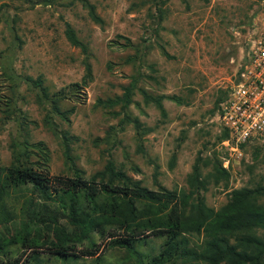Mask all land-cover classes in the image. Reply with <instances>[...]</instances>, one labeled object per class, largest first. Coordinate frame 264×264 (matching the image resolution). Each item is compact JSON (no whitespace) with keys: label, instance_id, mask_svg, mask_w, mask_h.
<instances>
[{"label":"rangeland","instance_id":"rangeland-1","mask_svg":"<svg viewBox=\"0 0 264 264\" xmlns=\"http://www.w3.org/2000/svg\"><path fill=\"white\" fill-rule=\"evenodd\" d=\"M87 1L100 22L80 0L33 5L0 0V165L15 162L23 146L42 142L49 171L71 175L66 136L71 160L86 178L111 161L147 188L188 191L195 188L190 175L197 163L201 179L207 180L201 193L215 209L232 189L264 184V137L234 151L221 140L219 120L220 103L236 80L261 0ZM66 23L86 44V53L70 44ZM125 38L132 46L121 45ZM27 76L42 79L49 92L81 84L80 103L68 121L51 110ZM126 87H131L127 107L107 104L122 97ZM143 91L163 96L162 109ZM73 104L72 99L60 102L62 109ZM42 158L34 150L25 160L36 166ZM217 160L229 172L226 179L216 180ZM31 196L17 192L11 203L25 209ZM103 252L109 261L124 255L118 249ZM37 264L70 263L43 255ZM75 264L94 262L82 258Z\"/></svg>","mask_w":264,"mask_h":264},{"label":"trees","instance_id":"trees-1","mask_svg":"<svg viewBox=\"0 0 264 264\" xmlns=\"http://www.w3.org/2000/svg\"><path fill=\"white\" fill-rule=\"evenodd\" d=\"M26 1L33 5L52 0ZM80 1L90 17L100 22L95 6ZM65 35L70 44L87 52L86 44L68 23ZM121 45L132 46L127 38ZM85 70L90 76L88 62ZM25 80L38 88L51 110L65 121L80 103L79 82L49 92L39 77ZM130 95L131 87H126L122 97L107 104L127 107ZM143 95L162 109L163 96L151 97L146 91ZM71 99L74 104L62 109L60 102ZM133 123L140 128L137 119ZM227 137L224 129L221 140ZM63 138L71 175L49 171L48 149L42 142L30 145L35 148L23 146L15 162L0 165V254L6 258H0V264H37L43 255L70 264L82 258H91L94 264H264V184L232 189L228 200L215 209L201 193L207 180L201 179L197 163L190 175L195 188L188 191L162 185L147 188L111 161L86 178L72 162L68 139ZM33 149L44 163H27L25 157ZM213 167L216 180L229 176L220 160ZM25 190L32 196L25 209L16 208L11 200ZM156 239L161 240L158 246L152 245ZM116 249L123 251L122 258L106 260L103 251ZM25 251L26 257L21 256Z\"/></svg>","mask_w":264,"mask_h":264},{"label":"built area","instance_id":"built-area-1","mask_svg":"<svg viewBox=\"0 0 264 264\" xmlns=\"http://www.w3.org/2000/svg\"><path fill=\"white\" fill-rule=\"evenodd\" d=\"M219 120L228 133L223 143L234 151L264 137V0L247 52L239 61L236 80L220 103Z\"/></svg>","mask_w":264,"mask_h":264}]
</instances>
